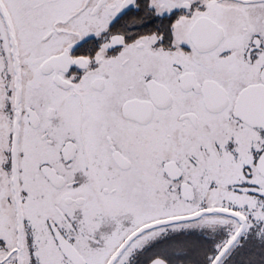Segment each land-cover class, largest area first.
I'll return each instance as SVG.
<instances>
[{"label":"snow or ice","instance_id":"1","mask_svg":"<svg viewBox=\"0 0 264 264\" xmlns=\"http://www.w3.org/2000/svg\"><path fill=\"white\" fill-rule=\"evenodd\" d=\"M0 264H264V0H0Z\"/></svg>","mask_w":264,"mask_h":264}]
</instances>
